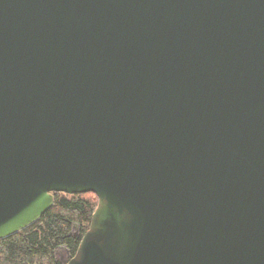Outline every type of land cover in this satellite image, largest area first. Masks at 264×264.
<instances>
[{
	"label": "water",
	"instance_id": "obj_1",
	"mask_svg": "<svg viewBox=\"0 0 264 264\" xmlns=\"http://www.w3.org/2000/svg\"><path fill=\"white\" fill-rule=\"evenodd\" d=\"M55 193L64 264H264V0H0V240Z\"/></svg>",
	"mask_w": 264,
	"mask_h": 264
},
{
	"label": "trees",
	"instance_id": "obj_2",
	"mask_svg": "<svg viewBox=\"0 0 264 264\" xmlns=\"http://www.w3.org/2000/svg\"><path fill=\"white\" fill-rule=\"evenodd\" d=\"M97 198L92 193H55L53 206L24 230L0 240V264H63L88 230Z\"/></svg>",
	"mask_w": 264,
	"mask_h": 264
},
{
	"label": "rangeland",
	"instance_id": "obj_3",
	"mask_svg": "<svg viewBox=\"0 0 264 264\" xmlns=\"http://www.w3.org/2000/svg\"><path fill=\"white\" fill-rule=\"evenodd\" d=\"M61 255V257H63V261L64 262H62V263H65L66 261H68L67 260V255H66V253L63 251V250H59V252H58V256H60Z\"/></svg>",
	"mask_w": 264,
	"mask_h": 264
},
{
	"label": "flooded vegetation",
	"instance_id": "obj_4",
	"mask_svg": "<svg viewBox=\"0 0 264 264\" xmlns=\"http://www.w3.org/2000/svg\"><path fill=\"white\" fill-rule=\"evenodd\" d=\"M59 258H60V260H61L62 262H64V261H63L64 259H63V257H61V255L59 256ZM63 264H64V263H63Z\"/></svg>",
	"mask_w": 264,
	"mask_h": 264
}]
</instances>
